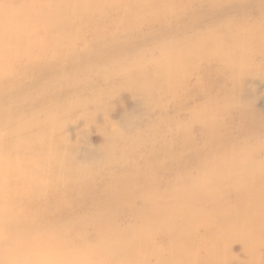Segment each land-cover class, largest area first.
<instances>
[{
    "label": "bare ground",
    "instance_id": "obj_1",
    "mask_svg": "<svg viewBox=\"0 0 264 264\" xmlns=\"http://www.w3.org/2000/svg\"><path fill=\"white\" fill-rule=\"evenodd\" d=\"M2 1L0 7L4 5ZM159 1L161 0H136L130 5H134L142 16L148 13L149 8L160 7ZM18 2L26 3V0ZM15 5L10 4L5 8L7 10L11 7L10 12H13V15L23 11L14 13ZM163 8L177 10L181 16L175 15L169 20L157 16L155 20L162 25L151 36L160 45L171 43L169 52L173 54L176 68L148 73L145 81L131 84V89L138 94L135 106V109L140 108L138 117L154 115V124H133L132 121L136 118L129 124L125 123L122 131L118 129L115 134L116 155L104 154V161L99 158L94 161L90 158L78 159L72 149L65 153H56L53 156L54 163L49 160L46 162L53 172L51 175H54L46 182L50 185L46 191L50 196L47 201L65 204L69 198H73L75 205L96 211V214L87 218L85 215L77 218L80 223L93 225L92 234L96 242L91 245L87 243L84 247L90 253L89 260L95 257L97 264H117L120 259H129L134 255L138 258L145 257L146 260L151 258L155 255L154 252L141 249L143 246H150L149 240L144 239L143 235L151 233L159 226L170 227L165 230L170 250L177 251L180 247L178 244L181 238L175 236L178 235L176 233L187 231L197 242L209 239L207 242L215 243L212 246V264H249L244 259H249L250 255L262 261L264 256L258 251L264 248V236H260L264 235V157L253 160V156L263 150L264 140L263 143H254L244 136L254 124L246 110L249 105L246 104L238 83L243 74L252 70L246 68V62L256 59V56H264V23L262 30H259L258 26L245 25L247 19L254 14L264 15V0H183L181 3L179 0L175 3L173 0H166L160 9ZM124 13L126 15L123 20L121 16L115 18L110 15L104 20L103 16L88 15L86 20L78 21V26L85 29L109 30V33H99L101 38L108 35L106 41L112 43V47L102 50L104 60L117 57L120 61V52L123 50L119 48L133 47L135 50L136 42L139 44L140 40H153L151 36H147L137 41L134 35L144 25V18L140 17L134 21L135 16L131 11L127 9ZM227 13L234 14L236 18H232L234 24L231 27H235L231 31L232 39L226 44H213L212 40L202 47L189 49L187 44L182 42V38L187 37L186 33L194 29L192 27L196 28L195 32H192L197 33L200 28L198 26L210 22L211 24L205 26L206 30L209 33L216 30L212 23L225 17ZM3 18L6 17L0 16V21ZM67 20L64 22L67 23ZM120 22H128L134 31L132 35L125 36L128 39L127 44L121 46L114 38L118 36V30L111 31L114 25L123 26ZM177 22L180 25L182 22L184 26L185 33L181 32L180 40L177 39L178 34L173 31ZM59 34H62L59 36L62 37L63 44L71 43L82 36L68 31ZM4 38L11 42L12 36L7 35ZM101 41L105 43L103 39ZM131 41L133 45L130 44ZM35 44H30L28 52L22 56L7 55L11 57L10 60L21 62L23 70L34 72L42 60L34 57L35 54L42 57V52L49 48L47 45ZM72 49V53H79L77 48ZM215 49L218 50L214 51ZM97 54H92L91 57ZM31 57H34V60ZM220 58L223 59L222 68L227 73L211 81V74H208L209 71L205 72V66L213 60L219 61ZM30 59L33 60L32 64ZM42 65L50 69L53 63L47 59ZM198 66L200 69L197 72L196 85L191 86V75L197 71ZM260 68L262 67L256 66L253 70L258 71ZM18 72L19 67L8 73L1 71L0 91L8 85L7 81L1 80ZM45 78L43 76L40 81L27 88L20 82L17 86L10 87L19 81L15 79L7 87L10 92H29L30 88L40 90L48 85ZM213 89L216 91L214 94ZM156 95L160 100H154L148 107L142 108L145 100H150ZM6 100L7 98H0V104ZM15 100L18 105L29 102L18 98ZM202 101H206V104ZM8 106L9 104L0 110V117L5 119L10 115ZM98 109L100 107L95 105V112ZM38 113L45 119L42 124L49 121V129L45 131L49 132L52 128L56 130V121L51 122L47 112ZM182 115H187L188 118H180ZM193 127L195 131L192 130ZM195 132L200 135L199 143L195 141ZM0 138L2 141L11 142L15 136L0 129ZM108 147L109 144L106 145V152ZM124 148H127L128 155L121 158L118 153ZM222 149H229L230 152L222 154ZM45 155L40 153L32 156L33 163L45 162ZM87 162L96 164L100 170L82 167V164ZM46 169L39 170L44 179L47 177ZM8 183L1 184L0 191L8 189ZM24 201L26 204L18 203L15 209L17 212L6 209L3 214L11 220H16V224L21 226H24L26 221H31L36 226V221L41 215L34 214L37 211L36 206L31 207L35 200L26 198ZM138 201L141 204L136 206ZM3 203L13 205L6 200ZM25 211L29 214L24 215ZM192 211L196 213L193 214ZM45 214L38 226L54 229L55 225L66 224L64 221L72 213L70 208L59 207ZM125 214H128L130 222L121 228L119 222ZM5 223L7 222L4 218H0V230L6 229L7 233L12 235L15 230L11 229L15 227ZM201 229L204 230L203 234L199 233ZM76 230L78 231H75V235H86V231H82L79 226ZM63 233L64 230H60L56 231L55 235ZM240 235H256L255 240L258 242L255 246H248L245 243L249 244L253 237ZM231 238H239L241 243L235 256L228 254L231 253L230 248L223 243V240ZM4 244L7 243H0L2 246ZM181 251L178 256L184 257L186 264H197L190 256L189 249L182 248ZM12 261L14 259L11 254L0 247V264H14ZM90 263L93 264L92 261Z\"/></svg>",
    "mask_w": 264,
    "mask_h": 264
},
{
    "label": "rangeland",
    "instance_id": "obj_2",
    "mask_svg": "<svg viewBox=\"0 0 264 264\" xmlns=\"http://www.w3.org/2000/svg\"><path fill=\"white\" fill-rule=\"evenodd\" d=\"M18 1L3 0L4 5L0 7V16L6 17L0 21V73L1 71L8 73L19 67L18 74L8 75L1 81H7L9 85L11 81L16 79L19 81L10 87H15L20 82L27 88L45 76L48 85L40 90L30 88L31 91L28 89L30 93L22 90L10 92L8 85L0 91V98H7L5 102L0 104V110L9 104L8 111H10V115L5 119L0 117V129L11 132L15 136L14 141L11 142L2 141L0 138V185L9 182V188L0 191V218H4V221L7 222L5 224H11L15 227V229H11L15 230L12 231L13 233L11 232L12 235L7 233L6 229L0 230V243H7L3 246L0 245V247L11 254L14 264H91V261L93 264H97V261L94 260L95 257L89 260L91 258L90 253L84 247L87 243L91 245L96 242V238L92 234L93 225L80 223L77 218L80 215H85L87 218V216L96 214V211H89L80 204V206L75 205L73 198H69L65 204L47 201L50 196L46 191L50 185L46 182L54 175H51L53 172L46 162L49 160L54 163L53 156L56 153H65L69 149H72L74 156L78 159L90 158L94 161L99 158V160L104 161V154L116 155L115 134L118 129L122 131V126L125 123L128 122L129 124L136 118L132 121L133 124L139 122L141 126L144 123L154 124V115L146 118L138 117L140 108L135 109L138 94L131 89V84L145 81L148 73L154 74L176 68L173 54L169 52L171 43L165 42L160 45L151 34H155V30L162 25L161 22L155 20L157 16L169 20L175 15H181L177 10L172 11L171 8L160 9L166 0L159 1L160 7H151L148 9V13L142 16L134 5H130L134 4L136 0H26V3ZM173 1L176 2V0ZM179 2L181 3L183 0H179ZM10 4H16L14 13L23 11L13 15V12H10L11 7L7 10L5 8ZM127 9L134 14V21L140 17L144 18V25L134 35L136 40L147 36H151L153 40L146 42L140 40L139 44L136 42L135 48H137L135 50L133 47L129 49L119 48L124 51L120 52L122 63L117 57L104 60L102 50L106 47H112V43L106 41L108 35L101 38L99 33H109V30L105 31L102 28L99 30L85 29L78 26V21L86 20L88 15L103 16L104 20L108 19L110 15L115 18L121 16V20H123L124 15H126L124 11ZM103 12L109 13V15ZM234 17V14L227 13L225 17L216 19L212 23L216 30H212L211 33L205 27L211 24L210 22L198 26L200 28L197 33H194L196 28L192 27L194 29L186 33L187 37H183L182 42L187 44L186 47L189 49L202 47L212 40H214L213 44H226L233 36L231 31L235 27L231 26L234 24L232 22ZM64 20L68 22L66 23ZM120 23L123 26L117 24L111 29L112 32L118 30V36L114 38L119 46L127 44L128 39L125 36L132 35L134 32L128 22ZM263 23L264 15L254 14L253 17L247 19L245 25L248 27L258 26V29L262 30ZM183 30L182 22L181 25L178 22L174 24L173 31L178 34V40L182 37L181 32ZM63 31L64 33L67 31L74 34L78 33L82 36L71 43L63 44L62 37L59 36L62 35L59 33ZM7 35L12 36L11 42L4 38ZM102 39L105 43L101 41ZM32 43H36L35 46L37 44L47 45L49 48L45 50L46 52H42L44 53L42 57L40 54H35L34 57L42 60L40 64H37L38 69L29 72L21 68L23 66L21 62L10 60L11 57H8L7 54L22 56L28 52L29 45ZM130 44L133 45V42L131 41ZM72 48H77L79 53H72ZM216 50L218 49L214 51ZM95 53L98 54L91 57ZM34 57L31 59L34 60ZM256 57V59L253 58V60L246 62V68L249 67L252 70L241 76L238 85L243 91L246 104L249 105L246 110L254 124L247 133L245 132L244 136L250 142L263 143L264 56ZM31 59L30 63L32 64L33 60ZM47 59L53 63L50 69H46L42 65L47 62ZM222 60V58L219 61L213 60L205 66V72L209 71L208 74H211L209 80L212 81L224 76V74L226 75L227 72L222 68ZM256 66L262 68L254 71ZM199 69L198 66L197 71L191 75L189 82L191 86L196 85ZM215 92L213 89V94ZM16 98L29 102L18 105ZM154 100L157 102L160 97L156 95L150 100H145L142 108L148 107ZM202 103L206 104V101H202ZM95 105L100 107L96 112L94 110ZM40 111L47 112V117L50 118L51 122L56 121V130L52 128L49 132L45 131L49 129V121L42 124L45 119L43 115L38 113ZM164 114L167 118L169 117L166 113ZM187 115H182L180 118H188ZM192 130L195 131V127ZM199 137L200 135L195 132L197 143H199ZM107 144H109L108 152H106ZM262 149L253 156V160H260L264 157V147ZM222 150V154L230 152L229 149ZM40 153L46 154L44 156L45 162L33 163L32 156L40 155ZM127 153V148H124L118 155L123 158L128 155ZM82 167H88L94 171L100 170L96 164H91V162L82 164ZM43 168H47L45 179L40 176L41 172L39 171ZM57 187L59 188L58 185ZM26 198L35 200L31 207L36 206L37 211L34 214L41 215V218L36 221V226L31 221H26L25 225L21 226L16 224V220H11L3 214L6 209L17 212L15 209L18 203L26 204L24 201ZM4 200L12 202L13 205L4 204ZM141 203L138 201L136 206ZM46 205L49 208H46ZM59 207L70 208L71 210L72 214L64 221L66 224L55 225L54 229L38 226L46 215L45 213ZM192 212L193 214L196 213ZM27 214L29 213L25 211L24 215ZM129 222V216L125 214V217L121 218L119 226L121 228L126 227ZM78 226L82 231H86V235L74 234L75 231H78L76 230ZM168 228L170 227L159 226L151 233L143 235L144 239L149 240L150 246H143L141 249L145 252H154V256L146 260L145 257L138 258L137 255H134L129 259H120L117 264H186L185 258L178 256L182 252V248L190 250V256L197 264L213 263L214 256L211 255L212 246L215 244L213 241L207 242L209 240L207 239L200 241L202 242L200 243L188 235L187 231H181L175 235L181 238L178 244L180 247L177 251L170 250L167 244L166 235L168 234L165 231ZM60 230H64L63 235H55L56 231ZM199 233L203 234L204 230L201 229ZM255 236H252L253 239L249 244H245L255 246L258 242L255 240ZM239 240V238L223 240V243L230 248L231 253L228 254L231 256H235L239 252L241 247ZM182 241L184 242L182 243ZM260 249L258 253L264 256V248ZM263 259L264 257L262 261H259L256 256L250 255L249 259L244 260L249 264H264Z\"/></svg>",
    "mask_w": 264,
    "mask_h": 264
}]
</instances>
